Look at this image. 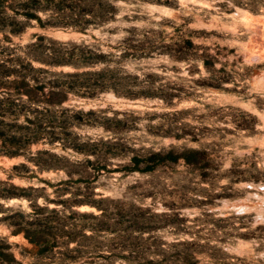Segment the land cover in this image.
<instances>
[{
    "label": "rangeland",
    "instance_id": "rangeland-1",
    "mask_svg": "<svg viewBox=\"0 0 264 264\" xmlns=\"http://www.w3.org/2000/svg\"><path fill=\"white\" fill-rule=\"evenodd\" d=\"M117 6L116 22L86 33L70 26L43 28L7 10L23 30L7 31L9 39L0 32V51L51 71L73 69L47 66L32 56L71 48L62 45L67 42L127 50L130 42H120L130 29H135L134 40L184 54L177 60L157 53L127 67L141 78L153 76L155 86L176 94L168 102L113 93L96 99L71 95L64 105L68 112L56 113L67 122V149L58 142L54 148L40 143L30 150L35 155L49 149L68 161L41 154L43 164L62 167L41 170L29 163L32 183L46 186L38 178L55 183L67 179L68 172L74 178L82 174L93 180L95 198L109 199L110 224L116 218L125 223L117 234L102 233V252L110 258L96 259L97 264H172L179 254L186 256L180 264H264L259 258L264 252V0H118ZM39 16L54 19L50 12ZM171 150L205 155L188 153L189 162H160L151 172L129 168L136 155ZM22 160L0 156V179L14 174L12 167ZM14 181L27 183L18 177ZM46 194L54 197L51 187ZM79 209L99 214L89 206ZM128 218L136 219L135 229L125 232L133 224ZM0 232L7 231L0 226ZM10 242L19 245L14 251L23 264H34L32 245L22 237Z\"/></svg>",
    "mask_w": 264,
    "mask_h": 264
},
{
    "label": "trees",
    "instance_id": "trees-1",
    "mask_svg": "<svg viewBox=\"0 0 264 264\" xmlns=\"http://www.w3.org/2000/svg\"><path fill=\"white\" fill-rule=\"evenodd\" d=\"M117 1L0 0V32L9 39L7 31L17 34L23 30L22 23L7 14L8 8H11L27 20L35 19L43 28L48 25L70 26L86 33L90 28H104L117 21ZM15 4L20 7L19 11L15 10ZM39 12H50L54 19L44 21ZM133 32L135 29L128 30L129 37L120 42H130L127 50H119L121 45L113 46L116 51L112 52L86 43L67 42L62 45L71 48L52 49L42 57L32 56L33 60L47 66L70 67L71 71L35 67L32 61L24 62L0 51V156L23 159L12 167L14 174L0 179V200L5 202L0 204V226L7 231V235H0V264H23L14 251L19 245L10 242L12 237H22L35 248L34 264H97L96 259L109 260L110 257L102 252L103 243L99 238L102 233H119L125 221L116 218L110 224L109 207L106 206L109 199L95 198L93 180L82 174L74 178L68 172L67 179L55 183L38 178V182L47 184L39 186L32 183L34 176H29L27 171L29 163L41 170L62 167L43 164L39 157L41 154L68 161L66 156L52 153L49 149L37 150L35 155H31L30 150L40 143L54 148L58 142L63 150L67 149L65 140L69 139L70 132L63 131L67 122L60 120L56 113L64 115L68 112L69 108L64 105L70 101L71 95L96 99L102 93H113L130 100L160 98L167 102L176 96L163 86H155L153 76L144 75L141 78L129 72L127 67L135 61L150 59L157 53L182 60V50L171 47L157 50L147 39L134 40ZM188 44L193 45L191 41ZM42 74L46 76H40ZM89 113L93 114L92 111ZM73 148L81 151L75 146ZM188 153L205 155L199 150H186L181 154L173 150L167 154L151 152L146 156H134L131 161L133 167L129 168L141 173L151 172L160 162L180 159L189 162ZM88 163L94 164L92 160ZM15 177L25 179L27 183H16ZM81 184L86 185L74 192L71 190L72 186ZM47 186L52 188L53 198L46 194ZM12 201L17 203L10 204ZM25 203L30 211L25 208ZM82 206L95 208L99 214L81 211L79 208ZM128 220L133 224L123 229L125 232L135 229L136 219ZM115 255L137 263L127 255ZM185 259V255L179 254L172 264H180ZM142 264H163V260H146Z\"/></svg>",
    "mask_w": 264,
    "mask_h": 264
},
{
    "label": "clouds",
    "instance_id": "clouds-1",
    "mask_svg": "<svg viewBox=\"0 0 264 264\" xmlns=\"http://www.w3.org/2000/svg\"><path fill=\"white\" fill-rule=\"evenodd\" d=\"M229 2H230V0H229ZM4 203H5L4 201L0 200V204H4ZM9 203L10 204H16L17 202L16 201H12V202H9ZM41 203H43V202L41 201ZM25 208L27 209V204L26 203H25ZM27 210L30 211V209H27ZM0 235H7V232H0ZM259 258L260 259H264V252L259 253Z\"/></svg>",
    "mask_w": 264,
    "mask_h": 264
}]
</instances>
